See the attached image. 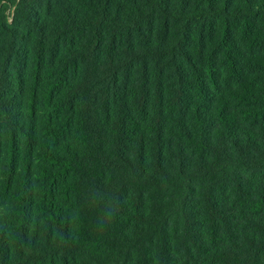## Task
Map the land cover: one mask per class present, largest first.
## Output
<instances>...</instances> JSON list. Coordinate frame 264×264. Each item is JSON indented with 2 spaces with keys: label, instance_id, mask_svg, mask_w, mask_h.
Returning a JSON list of instances; mask_svg holds the SVG:
<instances>
[{
  "label": "trees",
  "instance_id": "obj_1",
  "mask_svg": "<svg viewBox=\"0 0 264 264\" xmlns=\"http://www.w3.org/2000/svg\"><path fill=\"white\" fill-rule=\"evenodd\" d=\"M0 264H264V0H0Z\"/></svg>",
  "mask_w": 264,
  "mask_h": 264
}]
</instances>
